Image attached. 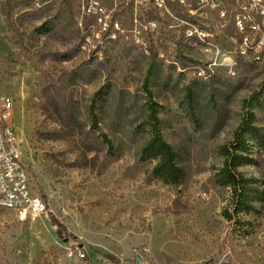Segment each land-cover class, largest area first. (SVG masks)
Listing matches in <instances>:
<instances>
[{
    "label": "rangeland",
    "instance_id": "rangeland-1",
    "mask_svg": "<svg viewBox=\"0 0 264 264\" xmlns=\"http://www.w3.org/2000/svg\"><path fill=\"white\" fill-rule=\"evenodd\" d=\"M259 49L231 20L175 4L0 0V97L13 99L29 185L47 207L34 222L0 210V264H264V205L230 218L231 189L214 179L256 93L264 135ZM146 81L183 168L177 186L140 158ZM247 145L254 162L237 171L264 190V144ZM74 245L84 258L66 255Z\"/></svg>",
    "mask_w": 264,
    "mask_h": 264
},
{
    "label": "built area",
    "instance_id": "built-area-1",
    "mask_svg": "<svg viewBox=\"0 0 264 264\" xmlns=\"http://www.w3.org/2000/svg\"><path fill=\"white\" fill-rule=\"evenodd\" d=\"M142 2L146 0H134ZM155 5L188 7L192 19L220 18L231 20L243 41L264 51V13L260 0H149ZM192 35V31H188ZM13 99L0 97V210L12 212L21 222H34L47 212L45 201L34 194L22 161L20 142L12 124ZM68 257L84 258L77 245L66 249Z\"/></svg>",
    "mask_w": 264,
    "mask_h": 264
},
{
    "label": "trees",
    "instance_id": "trees-1",
    "mask_svg": "<svg viewBox=\"0 0 264 264\" xmlns=\"http://www.w3.org/2000/svg\"><path fill=\"white\" fill-rule=\"evenodd\" d=\"M263 89L262 85L261 91ZM143 90L146 95L144 124L148 130V139L140 148V158L154 161L151 173L155 178L167 186H177L184 178L183 168L179 164L177 152L162 135L161 121L158 116L159 105L154 100L147 81L143 84ZM258 94H253L243 101L244 113L233 132L232 140L222 147V165L214 174L217 184L231 189L233 206L232 212L228 215L232 219H235V215L242 211L255 210L254 202L264 205V190L252 187L251 182L237 171L239 166L254 162V159L249 157L251 148L248 147L247 141L250 140L259 146L264 144V135L255 126L257 117L254 108L259 102ZM53 224L56 226L57 235L60 236L64 232L63 228L57 221ZM105 256L109 258L111 255Z\"/></svg>",
    "mask_w": 264,
    "mask_h": 264
},
{
    "label": "water",
    "instance_id": "water-1",
    "mask_svg": "<svg viewBox=\"0 0 264 264\" xmlns=\"http://www.w3.org/2000/svg\"><path fill=\"white\" fill-rule=\"evenodd\" d=\"M136 264H142V259L139 255L136 257Z\"/></svg>",
    "mask_w": 264,
    "mask_h": 264
},
{
    "label": "bare ground",
    "instance_id": "bare-ground-1",
    "mask_svg": "<svg viewBox=\"0 0 264 264\" xmlns=\"http://www.w3.org/2000/svg\"><path fill=\"white\" fill-rule=\"evenodd\" d=\"M260 6H261L263 13H264V0H260Z\"/></svg>",
    "mask_w": 264,
    "mask_h": 264
}]
</instances>
